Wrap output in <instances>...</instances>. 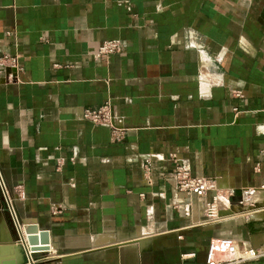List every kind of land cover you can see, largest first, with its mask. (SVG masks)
<instances>
[{"label":"crops","instance_id":"obj_1","mask_svg":"<svg viewBox=\"0 0 264 264\" xmlns=\"http://www.w3.org/2000/svg\"><path fill=\"white\" fill-rule=\"evenodd\" d=\"M106 101L120 141L82 119ZM177 163L212 181L217 222L176 190ZM0 177L18 221L50 235L29 262L0 197V264H204L210 240L264 245V0H0Z\"/></svg>","mask_w":264,"mask_h":264},{"label":"built area","instance_id":"obj_2","mask_svg":"<svg viewBox=\"0 0 264 264\" xmlns=\"http://www.w3.org/2000/svg\"><path fill=\"white\" fill-rule=\"evenodd\" d=\"M121 51L120 40H108L99 45L93 57L95 60H103ZM82 119L93 124L106 126L110 129L115 141L122 139L123 133L127 130L119 117L114 113V107L110 101H106L97 108L84 109ZM172 159V157H171ZM73 161V159H71ZM60 161L57 162V165ZM141 177H144L146 185L152 184L151 159L147 158L141 165ZM174 186L178 192L192 194L203 202L204 219L208 223H215L220 219L219 198L214 195L208 198V192L212 190V181L206 177L193 176L189 167L184 164H176L170 173ZM264 191V179L261 185ZM218 253L234 256L232 261H221ZM182 260L193 259L194 254L182 255ZM264 258V245L254 248L239 249L236 243L229 238L210 240L207 246V253L204 264H241L246 261H255Z\"/></svg>","mask_w":264,"mask_h":264},{"label":"water","instance_id":"obj_3","mask_svg":"<svg viewBox=\"0 0 264 264\" xmlns=\"http://www.w3.org/2000/svg\"><path fill=\"white\" fill-rule=\"evenodd\" d=\"M0 186L7 202L8 208L13 217V221L16 225V229L19 234V238L22 239L23 244L28 253V261L31 262L30 254L37 252H47L50 250V235L46 230L39 229L36 223H20L16 218L14 210L12 208L11 200L8 197L6 189L0 177ZM25 235V238L23 237Z\"/></svg>","mask_w":264,"mask_h":264},{"label":"rangeland","instance_id":"obj_4","mask_svg":"<svg viewBox=\"0 0 264 264\" xmlns=\"http://www.w3.org/2000/svg\"><path fill=\"white\" fill-rule=\"evenodd\" d=\"M0 197H1V201L3 202V205H4V207H6V200H5V202H4V196H3V194H2V191H1V188H0Z\"/></svg>","mask_w":264,"mask_h":264}]
</instances>
